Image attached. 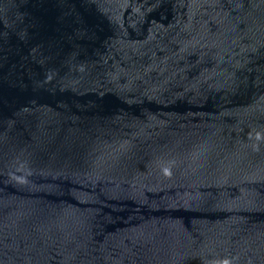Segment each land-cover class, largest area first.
I'll return each instance as SVG.
<instances>
[{"label":"water","instance_id":"water-1","mask_svg":"<svg viewBox=\"0 0 264 264\" xmlns=\"http://www.w3.org/2000/svg\"><path fill=\"white\" fill-rule=\"evenodd\" d=\"M0 264H264V0H0Z\"/></svg>","mask_w":264,"mask_h":264}]
</instances>
